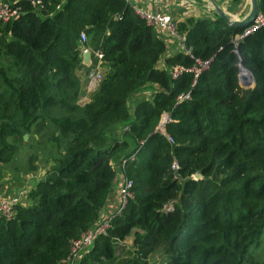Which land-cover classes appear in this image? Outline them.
Returning <instances> with one entry per match:
<instances>
[{
	"label": "trees",
	"instance_id": "1",
	"mask_svg": "<svg viewBox=\"0 0 264 264\" xmlns=\"http://www.w3.org/2000/svg\"><path fill=\"white\" fill-rule=\"evenodd\" d=\"M10 2L20 10L0 22V166L24 134L42 150L24 170L35 172L43 154L50 165L28 202L0 218V264H62L121 160L133 199L78 264H147L157 245L166 264H264L251 255L264 227V27L236 38L245 26L218 13L178 21L192 56L208 60L192 83L189 72L167 73L190 65L187 55L158 67L165 45L126 0ZM228 2L233 10L241 0ZM83 47L101 51L104 73L81 105ZM237 63L252 87L238 84ZM180 93L189 98L176 102ZM162 112L172 142L154 131Z\"/></svg>",
	"mask_w": 264,
	"mask_h": 264
},
{
	"label": "built area",
	"instance_id": "2",
	"mask_svg": "<svg viewBox=\"0 0 264 264\" xmlns=\"http://www.w3.org/2000/svg\"><path fill=\"white\" fill-rule=\"evenodd\" d=\"M11 2L7 0H0V22L5 23L10 19H13L19 12L20 8L16 5H11ZM132 11L135 15L141 18L145 24L151 26L159 38L165 45V50L175 48L177 52L187 55L192 59V63L188 66L182 64H174L167 73L170 79H176L182 72H189L192 75V83H194L197 76L208 67L207 59L194 58L190 52V48L184 43V34L178 32L175 21L162 13L149 12L147 10L133 7ZM264 27V12L257 11L251 23L244 27L243 31L236 35V38H241L252 31ZM80 41H84L85 36L80 33ZM90 48L83 47L81 49L82 54L88 51ZM95 58L97 60V69L89 71L86 75V81L83 87V92L80 93L77 102L84 104L88 101L90 93H92L97 87L98 83L103 77L101 70H104V63L102 60V54L99 49H95ZM163 66V64L161 65ZM158 66V67H161ZM147 90H141L137 97L146 95ZM85 92V93H84ZM86 94H89L88 96ZM147 96V95H146ZM188 93H180L176 95L175 101L188 99ZM170 121L167 113L162 112L158 118L154 131L164 136L168 142H172L170 136L165 132L164 125ZM132 156V155H131ZM130 156V157H131ZM125 160L120 161V167L123 165ZM172 169L177 166L172 162ZM29 189L24 187H17L11 192H4L0 194V218H9L14 215L16 206L25 203V194ZM116 192V206L115 208L107 213L102 214L99 212L97 219L92 225L81 232L77 237L72 238L69 241L68 252L66 256L61 260L62 264H78L79 259L89 250L92 245L94 238L104 234L109 226V218L112 214L120 213L124 204L133 199V192L131 190V181L122 177L115 189Z\"/></svg>",
	"mask_w": 264,
	"mask_h": 264
},
{
	"label": "crops",
	"instance_id": "3",
	"mask_svg": "<svg viewBox=\"0 0 264 264\" xmlns=\"http://www.w3.org/2000/svg\"><path fill=\"white\" fill-rule=\"evenodd\" d=\"M10 2V0H7ZM128 4L133 7H138L149 12L162 13L169 17L171 20L178 22L182 21L187 17L201 18V17H213L217 14L218 10L227 14L230 20H241L243 19L250 10V0H241V3L233 10L228 9V0H126ZM257 3V0H255ZM178 53L175 48L164 50L163 57L158 60L157 65L163 64V58ZM97 69V60L95 58V48L88 50V55L83 58L81 57L80 62L76 66V74L80 79V89L83 92V87L86 81V75L89 71ZM101 74L104 70L100 71ZM85 93V92H84ZM49 163V162H48ZM121 167L115 173L112 184L109 188L107 197L104 204L101 207L100 213L107 214L111 212L116 206V186L119 180L123 177L121 174ZM44 168L38 169L35 172H26L24 169L18 171L16 174L11 175L7 172L9 177H13L6 184L0 186V194L4 192H11L17 187L31 188V186L42 177ZM25 203L28 199L25 198Z\"/></svg>",
	"mask_w": 264,
	"mask_h": 264
},
{
	"label": "rangeland",
	"instance_id": "4",
	"mask_svg": "<svg viewBox=\"0 0 264 264\" xmlns=\"http://www.w3.org/2000/svg\"><path fill=\"white\" fill-rule=\"evenodd\" d=\"M86 95L88 96L89 94H86ZM90 95H91V93H90ZM36 138H37V135L35 134L33 140H31L30 138H28L26 136L25 139H23V142H20L18 140L16 141V151H15L13 157L11 158V160L8 163H6L3 166H0V186L8 183L10 181V179L13 178V177H9L7 175V172H9V174H11V175H14V174L18 173V171H21L24 169L26 157L28 154H30L32 152L39 153L40 151H42L41 145L37 146L34 143ZM29 143H30L31 147L28 146ZM45 150H46V154H47V149H45ZM36 164H37L38 169L47 168L50 165L44 154L40 158L38 157ZM13 170L15 172L16 171L17 172L15 173V172H13ZM125 242L128 244L130 243L129 237L125 238ZM251 255L256 260H259V261L264 260V227H263V230L261 233L260 244L257 248L251 250ZM147 264H166V258L162 254L161 245H157L154 248L153 252L149 254V256L147 258Z\"/></svg>",
	"mask_w": 264,
	"mask_h": 264
},
{
	"label": "water",
	"instance_id": "5",
	"mask_svg": "<svg viewBox=\"0 0 264 264\" xmlns=\"http://www.w3.org/2000/svg\"><path fill=\"white\" fill-rule=\"evenodd\" d=\"M250 10L248 12V14L241 20H230L228 17V21L230 23H235V24H240L242 26H247L251 23L252 19L254 18L257 10H256V2L255 0H250ZM217 13L221 16H228L227 14L223 13L221 10H218ZM88 55V51L84 52L82 54L83 58H85ZM241 67V65L239 63H237V68H238V74H237V78H238V84L243 87V88H247V87H252L253 86V80L251 77V74L244 68H242L244 70V72L246 73V75L240 76L239 75V68ZM23 139H25L26 135H22ZM199 174H194V178L199 177Z\"/></svg>",
	"mask_w": 264,
	"mask_h": 264
},
{
	"label": "bare ground",
	"instance_id": "6",
	"mask_svg": "<svg viewBox=\"0 0 264 264\" xmlns=\"http://www.w3.org/2000/svg\"><path fill=\"white\" fill-rule=\"evenodd\" d=\"M239 75L240 76L246 75V73L244 72V70L241 67H240Z\"/></svg>",
	"mask_w": 264,
	"mask_h": 264
}]
</instances>
